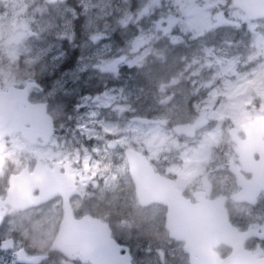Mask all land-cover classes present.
<instances>
[{
    "label": "rangeland",
    "instance_id": "obj_1",
    "mask_svg": "<svg viewBox=\"0 0 264 264\" xmlns=\"http://www.w3.org/2000/svg\"><path fill=\"white\" fill-rule=\"evenodd\" d=\"M150 3L151 0H0V90L22 83L13 72L18 66L16 60L21 59L18 55L31 53L33 58L28 65L33 66L53 50L50 40L43 41L46 38L40 36L38 41L35 34L46 33L57 25L58 41L68 39L70 21L76 15L71 7H80V28L88 38V53L77 70L83 76H73L75 88L82 80L93 78L102 85L93 102H89L90 96L83 95L69 115L57 109L60 104L50 107L58 119V134L48 145H27L17 135L0 140V186L7 171L20 168L32 154L60 160L72 157L81 194L73 207L80 213L98 215L96 218L106 222L114 239L129 248L132 264H188L182 241L168 237L163 229V206L140 207L136 203L124 158L120 152L106 147V136L116 135L118 148L128 147L151 159L173 162L165 169L174 171L181 183L191 181L198 172V164L207 161L212 149L219 145L217 133L230 123L264 114V82L251 74L264 64V20H246L231 7L230 0H184V7L178 0H159L147 14L141 15ZM45 9L54 12L56 24L45 21V28L41 29L40 20L45 19L41 12ZM36 12H40L41 18H36ZM169 17L175 24L165 36L157 31L155 22L163 19V27H168ZM31 25L36 27L33 34L27 31ZM215 32L218 40L211 42ZM93 36L105 40L93 41ZM148 36L152 39L134 51L133 45ZM171 36H179V42L172 43ZM209 49L212 55L208 54ZM146 50L140 63H130ZM121 56L125 57L123 65L109 70L111 60ZM217 60H222L223 65L217 64ZM208 63H212V68L207 67ZM202 64L205 66L201 67ZM220 72L223 74L218 76ZM69 78L68 71L57 73L51 83L53 89L42 96L52 99L55 91L63 95ZM225 81L234 86L231 92L239 91L241 95L230 99ZM160 84L165 86L164 93L158 90ZM216 90L218 94L210 100L209 92ZM167 93L177 97L165 104L162 99ZM196 96L198 102L194 100ZM190 97L193 101L189 106ZM200 110L207 112L206 118L213 122V128L193 140L179 138L158 125H140L129 120L139 111L140 116L148 112L153 118L182 123L190 121ZM6 215L0 235H15L18 242H25L28 251L48 252L52 256L49 245L57 218L51 207L40 218L31 212L22 214L14 210H8ZM35 241L45 243L40 246ZM220 247L215 248L219 254ZM223 248L226 253L228 248ZM159 250L162 261L158 258ZM2 257L6 260L0 264H11L14 259L11 252ZM46 261L42 264H90L78 253L62 254L54 263Z\"/></svg>",
    "mask_w": 264,
    "mask_h": 264
},
{
    "label": "flooded vegetation",
    "instance_id": "obj_2",
    "mask_svg": "<svg viewBox=\"0 0 264 264\" xmlns=\"http://www.w3.org/2000/svg\"><path fill=\"white\" fill-rule=\"evenodd\" d=\"M53 1L54 0H51V2ZM39 4H41V2ZM36 7L37 6H34V9ZM79 8L80 7L77 8L71 7L73 14L76 15L70 21L68 39L66 40L59 39L60 41H58L57 39L58 37L57 34L59 29L57 28V25H55L56 19L54 12L51 9L50 10L45 9L42 12L40 11L41 14L44 16H42L40 12H36L35 14L36 18H41V16L45 18V19L41 18L40 20L41 29L45 28V23H42L45 21L55 25L53 28L49 29L50 31H44L46 33H38L34 35L38 41L40 36L46 38L43 41L50 40L52 42L53 50H51V52L47 56L41 57L39 58V60H36L33 66L28 65L29 60H32L33 58V56H29L31 53L25 56H22L21 53L20 55L17 56L18 58L21 59L19 61L16 60L15 63H17L18 66L16 68V71L13 72L17 77L21 78L22 83L9 84L8 86H14L18 89H22L25 87L26 102L34 105L42 104L44 106V112L48 114L52 120V134L49 136L47 142H43L38 138L34 142L29 143L18 134H12L19 136L21 140L27 145H32V144L48 145L50 141L54 138V136H57L58 119L52 114V112L50 111V107L60 104L61 106L57 109L58 110L60 109V111L62 112H67V114L69 115L70 109L74 108V106L78 104L79 98H81L83 95H88L90 96L89 102H93L95 98L94 94L99 93L102 90L101 82L98 81L96 78L89 79L86 82L85 80H82V82H79L77 90L75 88L76 83L73 79V76L75 74H77L80 77L83 76V73L82 72L78 73L77 70H78V66L83 62L82 59H84L85 55L88 53V49H86L85 47V43L87 42L88 38L87 36H85L84 32L80 28L81 19L79 17V11H78ZM218 17L219 16L217 15L216 18L218 19ZM260 20H264V18ZM35 28L36 27H33L31 25L27 29V31L31 30L30 34H33V30ZM27 37L28 36L26 35L25 40L27 39ZM213 37H215V39L218 40V34L216 32ZM114 38L116 39L117 36L115 35ZM27 40L24 42L26 45H27ZM104 40L105 39L101 38L100 40H98V42ZM122 57L124 59L121 62L117 63L114 67H112L113 61L117 59H121ZM124 60H125L124 56H121L119 58H113L109 63L108 66L109 70L114 71L115 69H118L120 66L123 65ZM61 71H68L71 75V80L69 78V80L67 81L66 88L65 89L63 88L62 90V92L65 93L62 95L60 93H56L55 91L53 93V97H51L52 99L48 97H43L42 93L48 94V92H51V90L54 87V84L51 83H53V79L55 78V75L57 73H60ZM8 86H6L3 90L0 91H4ZM161 86L162 85L160 84L158 90L159 92L164 93L165 92L164 89L163 91H161ZM176 97L177 95L167 93V96L162 99V102L168 104ZM194 100L195 102H198V97L197 96L194 97ZM155 101L156 99L152 100L151 103ZM192 101H193V97H190V99L188 100L189 106L191 105ZM201 111H205V110H200L196 112V114L193 116V118L190 121H184L182 123L180 122L171 123L168 118H162V119L153 118L148 112L143 114V116L142 115L140 116L139 111L136 112V115L130 117L129 120L131 122H134L131 120L134 117H144L154 120H163L164 121L163 124H140L138 122H134V123L140 125H158L171 131V128L174 125L191 124L198 117ZM206 117L207 115L204 117L206 122L202 125L197 126L194 129L193 135L191 137L185 136L183 134H175L172 131L171 132L179 138H185L188 140L197 139L199 137V134L204 130L212 131L213 122L207 119ZM260 118H264V114L255 119L244 120L236 124L230 123L225 127L226 129H224V131L217 133V138L219 139L220 143L222 142L221 146L219 143L217 147H214L212 149V152L210 153V156L207 159V161L205 162L201 161L198 164V168H199L198 172L189 182L181 183V181L178 179L177 174L174 171L165 169L167 166H171L173 162L154 160L148 157L146 154L137 153V152L136 153L145 156V158L148 161V164L152 167L153 171L156 174L171 180L173 183V188L180 193V195L184 200H188L190 204H198L201 202L207 203V202H212L214 200H217V202L220 201L221 207L226 214V219L228 223L236 230V232L239 233L247 230L251 233V235H264V214L258 215L257 213L258 211L264 212V125L262 124L261 127L252 130L240 129L241 126L252 123ZM69 125L70 124L67 123V126ZM229 130L232 131L233 140L231 136L228 134ZM106 137H107L106 147L110 150L120 152L121 155L123 156V150L128 147H123L122 149L118 148L116 135L115 136L107 135ZM6 138H3L1 140H4ZM244 141L245 143H241ZM111 142L114 143V146L108 147V143ZM237 143L239 144V146L241 145L242 148V154L239 159L237 154ZM35 165L38 166L37 168L39 170L41 171L45 170L46 172H49L51 178L54 176L53 173H50L51 171H55L56 174H63L64 171L66 170V172L72 176L73 180L75 181L74 183L76 184L75 191L77 192V194L74 193L70 195L67 198V201H68L69 211L74 219L80 218L82 216L98 217V215L95 214L91 216L87 213H80L76 211L75 208L73 207V203L76 197L77 196L80 197L81 194L78 190L79 188L78 179L75 178V174L73 173L74 162L72 157L66 160L64 159L60 160L58 159V157H53V158L45 157L44 154H40V155L32 154L28 156V159H25L23 161V164L20 168L7 171L5 177L2 180V185L0 186V193L2 194V198H0V200L4 198V192L7 187L8 177L10 175H17L19 172L22 171H25V174L30 175ZM125 166H126V162H125ZM242 190H248L251 192L257 191V194L253 197L249 193L242 194ZM37 195H38V190L33 189L31 191V196L36 197ZM234 196L235 199L240 196L241 200L233 199ZM5 206L9 210H14L22 214L31 212L35 214L34 216L35 218H40V216L43 213H46L48 209H50L51 207L53 209L54 217L57 218L56 219L57 225L59 224L62 218L61 197L57 195L50 196L45 201L40 202L35 206L25 208L23 210L13 209L8 205ZM149 206H156V205L149 204L140 207H149ZM216 206L218 207L217 203ZM207 211L210 212L211 214L214 213L213 208H208ZM165 213H166V207L163 206V214H162L163 220ZM5 217H7L6 212L4 213L0 226L2 225ZM5 239H9V241L11 242L10 243L11 246L7 248H1V243H2L1 241ZM263 241H264V237L262 239H257L256 237L251 236L245 239L244 247L254 252L256 250V245H258V248L261 250V254H264V251L261 249ZM24 244H25L24 241L18 242L15 235H0V256L2 254L11 252V257L13 256L14 258L11 264H42L46 260H47L46 263L48 261L54 263L63 254L51 249L52 256L49 257L48 252L35 253L33 251H28ZM251 246H253L254 248L253 250ZM18 253L19 255L21 254V256L26 258H32L38 256H41V258L37 259L38 261L34 263L24 262L18 259ZM163 255L164 257L166 256L165 254ZM161 258H162V253H161ZM5 260H6L5 257L0 258L1 262H5Z\"/></svg>",
    "mask_w": 264,
    "mask_h": 264
},
{
    "label": "water",
    "instance_id": "obj_3",
    "mask_svg": "<svg viewBox=\"0 0 264 264\" xmlns=\"http://www.w3.org/2000/svg\"><path fill=\"white\" fill-rule=\"evenodd\" d=\"M230 3L231 7L239 10L248 21L264 18V0H230ZM121 61L122 59L113 61L112 67ZM25 99V87L18 89L8 86L4 91H0V140L12 134H18L29 143L38 138L47 142L52 134L51 117L44 112L42 104H29ZM202 113L206 112L201 111L191 124L172 126L171 131L191 137L194 129L206 122L205 116L202 118ZM131 120L140 124H163L164 122L144 117H134ZM262 124L264 125V118L245 124L240 129L252 130L261 127ZM228 134L233 140L231 130ZM113 146L114 143H108V147ZM237 154L239 159L242 148L238 143ZM123 156L136 203L139 206L160 204L166 207L163 228L168 237L182 241V249L187 254L188 264H264V254H261L258 245L254 252L244 247L245 239L251 236L262 239L264 235H251L247 230L236 232L228 223L220 201L190 204L173 188L171 180L153 171L145 156L129 148L123 150ZM37 167V165L33 167L30 175L22 171L8 177L4 198L0 200V205L23 210L45 201L50 196H60L62 218L50 242L52 250L65 255L78 253L90 264H132L129 248L114 239L106 222L96 217L82 216L74 219L71 216L67 198L74 193L77 194L72 176L66 170L63 174L51 171L50 173L54 174L51 178L49 172L41 171ZM42 188L51 194L42 197ZM33 189L38 190L36 197L31 196ZM248 193L254 197L257 191L242 190V194ZM237 199L241 200V197L235 200ZM208 208H213L214 213L208 212ZM1 221L2 218L0 223ZM6 241L9 239L1 241V248L11 246L10 243L6 244ZM218 245L228 248L226 254L219 255L215 250ZM161 253L159 250L160 261H162ZM38 257L41 258V256ZM18 259L33 263L38 261L36 257L26 258L19 253Z\"/></svg>",
    "mask_w": 264,
    "mask_h": 264
},
{
    "label": "snow or ice",
    "instance_id": "obj_4",
    "mask_svg": "<svg viewBox=\"0 0 264 264\" xmlns=\"http://www.w3.org/2000/svg\"><path fill=\"white\" fill-rule=\"evenodd\" d=\"M159 3V0H151V3L145 7L143 9V12L141 13V15H144V14H147L150 10V8L152 7V4H158ZM178 3H180V6L181 7H184V0H178ZM240 6H244V5H240ZM218 19H220V17H218ZM156 28H157V31L158 32H163L165 36H168L169 33L171 32L172 30V27L173 25L175 24V21L169 17V20H168V27H163V24H164V20L163 19H160V20H157L156 22ZM224 23H227V21H224ZM238 27V25H237ZM101 37L100 36H93L92 37V40L93 41H98L100 40ZM152 39L151 36H148V37H144V38H140L134 45H133V50L135 51L138 47L141 46V44H144V43H147L148 41H150ZM171 39V42L172 43H177L179 42V36H171L170 37ZM208 54L209 55H212V50L209 49L208 50ZM147 55V50L142 53L141 55L137 56L135 61H132L130 63H140L144 56ZM122 60L124 59L123 57L121 58ZM249 59H253V57H249ZM194 63H199V61H194ZM217 64L219 65H223V61L222 60H217L216 61ZM205 65H201V67H204ZM212 63H208L207 64V67L209 68H212ZM228 70H231V69H228ZM227 71V70H225ZM223 73L220 72V73H217V75H222ZM253 76L257 77V79L261 82H264V64H261L253 73H251ZM213 79H215V77H213ZM245 79H247V77H245ZM173 83H175V81H173ZM164 85L161 86V91H163L164 89ZM208 87H211V84L208 85ZM233 85L229 82V81H225V88L230 90V93H229V98L231 99L233 95L239 97L241 95V93L239 91H235V92H231V90L233 89ZM218 91L219 90H216V91H210L209 92V97H210V100H214L215 99V96L218 94ZM99 99V98H97ZM114 99V98H112ZM124 109H121V111H123ZM207 113H202V118L204 116H206ZM87 166V165H86ZM51 193L50 192H46L43 188H42V191H41V195L42 197H46L47 195H50ZM0 218H3L4 216V213L7 212L9 209L6 207V206H3V205H0ZM6 244H9L11 243L10 241H6L5 242ZM35 243L39 244L40 246H43L44 245V241H35ZM36 259H40V257H36Z\"/></svg>",
    "mask_w": 264,
    "mask_h": 264
},
{
    "label": "trees",
    "instance_id": "obj_5",
    "mask_svg": "<svg viewBox=\"0 0 264 264\" xmlns=\"http://www.w3.org/2000/svg\"><path fill=\"white\" fill-rule=\"evenodd\" d=\"M214 39H215V37H213V39L211 40V42H215V41H213ZM219 250L222 252L220 255H223L225 253L223 246H221L219 248Z\"/></svg>",
    "mask_w": 264,
    "mask_h": 264
}]
</instances>
